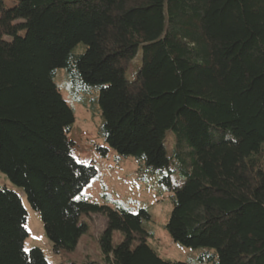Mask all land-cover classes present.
Listing matches in <instances>:
<instances>
[{"label":"trees","instance_id":"trees-1","mask_svg":"<svg viewBox=\"0 0 264 264\" xmlns=\"http://www.w3.org/2000/svg\"><path fill=\"white\" fill-rule=\"evenodd\" d=\"M58 69L76 91H97L107 146L162 175L175 243L212 264H264V0H0V172L53 252L75 250L82 215L97 214L103 264H190L148 242L146 210L84 194L97 171L73 155ZM26 219L0 186V264H48L23 249Z\"/></svg>","mask_w":264,"mask_h":264},{"label":"rangeland","instance_id":"rangeland-1","mask_svg":"<svg viewBox=\"0 0 264 264\" xmlns=\"http://www.w3.org/2000/svg\"><path fill=\"white\" fill-rule=\"evenodd\" d=\"M54 82L59 91L73 109L74 124L68 138L74 142V157L78 162L95 166L96 177L84 189V194L91 201L114 206V202L122 204L132 213L146 210L151 222L144 223L146 230L154 233L148 242L158 250L159 254L172 260L190 264H212L201 261L199 257L204 249H192L175 243L165 228L172 209L173 192L160 182L161 174L149 176L140 169V163L133 157H121L109 148L99 135L102 125L101 112L97 103V91L78 92L70 83L64 69H58ZM98 147L107 148L102 154ZM172 142L167 137L166 151L171 153ZM173 184L180 185L182 178L172 174ZM0 186L16 191L27 211V237L23 243L24 251L33 247L39 248L48 264H103L98 244V235L105 228L106 221L101 215H82L81 220L87 224V231L82 235L75 250L54 253L52 244L47 239L39 215L28 204L23 192L12 184L8 177L0 172ZM124 240L123 234L114 231L112 246Z\"/></svg>","mask_w":264,"mask_h":264}]
</instances>
